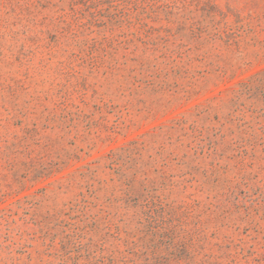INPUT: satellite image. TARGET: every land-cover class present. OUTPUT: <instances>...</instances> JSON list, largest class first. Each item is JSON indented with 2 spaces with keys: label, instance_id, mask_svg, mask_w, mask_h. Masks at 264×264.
Wrapping results in <instances>:
<instances>
[{
  "label": "rangeland",
  "instance_id": "374dc122",
  "mask_svg": "<svg viewBox=\"0 0 264 264\" xmlns=\"http://www.w3.org/2000/svg\"><path fill=\"white\" fill-rule=\"evenodd\" d=\"M0 264H264V0H0Z\"/></svg>",
  "mask_w": 264,
  "mask_h": 264
}]
</instances>
